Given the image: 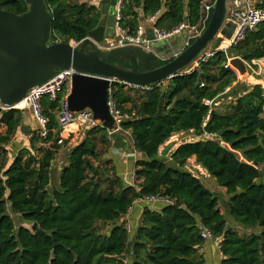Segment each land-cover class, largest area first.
Here are the masks:
<instances>
[{"label":"trees","instance_id":"1","mask_svg":"<svg viewBox=\"0 0 264 264\" xmlns=\"http://www.w3.org/2000/svg\"><path fill=\"white\" fill-rule=\"evenodd\" d=\"M214 1L123 0L119 24L132 34L141 18L157 14L154 27L163 31L184 21L196 26L202 4ZM45 3L52 16L50 44L83 40L97 26L104 7L90 0ZM0 8L17 15L27 10L24 0H0ZM232 57L249 65L264 59V22L226 54L217 52L165 85L136 88L111 83V99L127 116L120 127L129 132L125 136L132 151L141 155L134 163L131 186L123 183L114 167H105L109 161L99 163L110 139L107 130L93 126L69 149L57 186L48 192L55 154L68 140L56 144L60 133L56 110L62 93L55 101L43 96L41 113L48 120L49 134L41 139L53 145L35 148L33 133L11 162L0 164V264H125L127 259L128 264H204L193 259L203 244L199 225L219 240L220 264H264V183L259 176L260 171L264 176V89L241 84L236 73L224 67ZM165 63L156 60L139 71ZM228 97L233 99L230 112L217 113L218 99ZM21 122V110H0L3 153ZM182 133L210 138L180 144L168 160V151L161 155L160 148ZM191 158L226 190L227 198H219L185 169ZM148 197L173 204L163 203L157 211L144 207L131 235L124 217L135 201L150 203L145 201ZM7 207L31 229L15 228ZM225 214L237 226L258 232L238 235L227 227Z\"/></svg>","mask_w":264,"mask_h":264},{"label":"water","instance_id":"2","mask_svg":"<svg viewBox=\"0 0 264 264\" xmlns=\"http://www.w3.org/2000/svg\"><path fill=\"white\" fill-rule=\"evenodd\" d=\"M24 3L27 10L20 15L0 8V104L14 107L25 99L30 89L41 86L58 72L70 69L74 72L67 96L70 112L91 111L95 125L107 130L110 139L117 137L116 124L108 107L111 83L146 88L177 76L214 41L226 13V0H215L208 24L189 46L171 61L139 71V63L158 60L154 53L163 55L181 48L186 34L182 33L168 43H157L152 29L146 30L147 41L154 53L138 46L103 49L101 46L113 36L115 0H102L104 7L99 22L83 40L75 45L71 42L50 44L52 16L45 0H24ZM183 23L187 25L186 21ZM223 32L228 38L229 31L223 28ZM229 65L241 79L247 75V66L241 58L232 57ZM28 130L26 126L20 127L21 132ZM166 152L167 148L160 153ZM259 176H262L261 171Z\"/></svg>","mask_w":264,"mask_h":264},{"label":"built area","instance_id":"3","mask_svg":"<svg viewBox=\"0 0 264 264\" xmlns=\"http://www.w3.org/2000/svg\"><path fill=\"white\" fill-rule=\"evenodd\" d=\"M101 1L102 0H90V2L95 5L101 3ZM263 1L264 0H226L225 19L219 33L217 34V43L210 46L208 49L206 48L205 50H203L189 65L191 70H187V73H190L199 68L200 65L210 60L217 52H223L226 54V52L230 48L236 47L240 42H242L247 33L256 31L259 25L264 22V7L262 6ZM122 2L123 0H115V5L113 7L115 16L113 36L106 43H104L101 48L110 50L117 47L138 46L154 53L150 48L149 42L147 41L146 29L142 24H139L135 32H133L132 34H130L127 29H123L120 26L119 22L122 19L120 14V11L122 9ZM213 5L214 3L209 4L208 2H204L202 4V17L200 19V22L196 26H189L181 23L173 27L169 31H163L154 27L157 14L146 18V22L151 25L154 41L157 43L161 41H165L168 43L171 39H175L178 36H181L182 33L186 34V36L183 38V46L181 48L174 49L170 53H165L163 55L154 53L159 61L169 62L172 59L176 58L184 48L189 46L200 35L202 30L206 27V22L209 19L211 10H213ZM223 28H226V30L229 31L228 38L224 36ZM70 42L74 45L77 44V42L74 41ZM230 59L231 58H227V62L224 65L225 68H232L229 65ZM252 63L254 64L255 60H252L251 64ZM73 73L74 72L70 69L62 70L41 86L33 87L32 89H30L24 99L26 103L25 108H16L15 106L6 107L0 104V110L6 111L11 109H28L41 128L40 137L47 138L49 134V130H47L48 120L41 113L40 100L43 96H47L51 101H55L57 100V95L59 93H62V97L58 101V107L56 110V121L60 130V134L57 137L56 144L62 145L63 141L66 139L61 136V133L66 132L72 125L77 124L79 127H82L85 130L96 126L92 120V113L88 109L76 114H72L69 110L67 96L70 92V80ZM114 83L124 84L122 82ZM205 103L208 105L211 104V102L208 101ZM108 107L109 112L115 121L117 132L129 135L128 131H124L120 127L121 123L127 118V116L122 115L117 109L115 102L111 99L110 89L108 90ZM108 137L110 139L109 133ZM125 156L131 157L134 160L137 158L135 152L126 154ZM134 180L135 170L133 169L130 172L128 179H125L124 183L131 186L134 184ZM145 201H148L150 203L162 202L173 204L171 200L157 197H148L145 199ZM126 227L127 231H129V226ZM198 231L200 238L203 240V243L215 239L211 232L201 225L198 226Z\"/></svg>","mask_w":264,"mask_h":264},{"label":"rangeland","instance_id":"4","mask_svg":"<svg viewBox=\"0 0 264 264\" xmlns=\"http://www.w3.org/2000/svg\"><path fill=\"white\" fill-rule=\"evenodd\" d=\"M76 1L79 2V0H76ZM104 10L106 12L107 8L105 7ZM216 43H217V35H216L214 41H212L209 44L207 49L210 46L215 45ZM106 61L110 62L109 60H106ZM152 62H155V61L141 62V63L138 64V69H140L143 66H147L150 63L152 64ZM245 64L247 66V75H245V77L242 78V79L240 78V76L237 73V71H235L233 68H231L236 73L239 82L241 84L246 85V86H252V85L259 84L264 89V59L255 60V63L254 64L252 63L251 65L247 64L246 62H245ZM125 65L129 66V64H125ZM187 70H191V68L189 66H187L186 68L181 70L179 72V74L180 73H182V74L187 73L188 72ZM163 84L165 85L166 82L163 83ZM232 100L233 99L230 98V97H228L227 99H224V98L218 99V102L214 105L215 106L214 110L217 113L222 114V115L229 113L230 112L229 106L231 105V101ZM21 112H22V122H21L20 127L21 126H26V127L29 128V130H28V132H21V131L18 130L17 134H16L17 135V137H16L17 142L21 141L22 144L25 143V145H27L29 143V141H30L31 136L33 135V133H35V135H36V141L34 143L35 148H39V147L49 148V147H51L53 145V142H51V141L44 142L41 139L42 138V137H40L41 128L39 127L38 123L36 122V120L32 116L31 112L28 109H22ZM77 126L78 125H76L75 127H72V129L74 128V130H76ZM68 130H70V128ZM68 130L66 132H69ZM84 130H85L84 128L79 127L78 131L76 130L75 133H73L71 135L72 139H69L67 141V144L66 145H62V146L65 147V148H69L71 146H75V144H78L81 141L80 138L82 137V134H83ZM4 131H5V128L0 126V134L3 133ZM66 132L63 133V134L65 135ZM209 138H210L209 136H202V137L194 136L192 133L177 134V135L172 136L169 139V141L166 142L160 148V150L162 152V150L165 149L166 146H169V145L172 146V145H177V144H181V143H188V142H193V141L195 142V141H199V140H206V139H209ZM109 147H111V146L108 145L106 148L105 147L104 148L107 149ZM16 149H17L16 146L14 148L8 147V149H7V151L5 153H3L0 150V164L4 165L7 162L8 163L11 162L13 157H14V155H15ZM64 155H65V153H63V150H62L61 153H60L61 160L63 159ZM237 156L240 158V154L239 153L237 154ZM58 157L59 156H57L55 159H57ZM56 164H58V161L57 162L55 161V163L53 161V163H52V167L53 168L50 171V185L47 188L49 193L51 192L52 189H54L57 186V181H58L57 180L58 179L57 175L59 176V173H58V167H57ZM186 164H190V163L187 161ZM101 165H103V164H101ZM191 173L193 175L197 176L198 179H200V181H202L203 184L207 188H209L210 190H215L216 191L217 185L215 184L214 181H212V178L209 177L207 173L206 174L204 173L205 176H201L198 173V171H196V170H192ZM260 181L264 183V176L263 175L261 176V180ZM222 197H223L222 195H219V198H222ZM7 210H8L7 214L12 218V221L14 223L15 228H18L19 226H21V227H24V228H27V229H31V225L23 223V221L20 219V216L17 215V214H14L9 209V207H7ZM219 210H220V212L221 211L223 212L221 204H219ZM225 216H226L227 226L232 227V225L233 226L236 225L229 216H227L226 214H225ZM195 257H196V255L193 256V259H195ZM124 263L128 264V259Z\"/></svg>","mask_w":264,"mask_h":264},{"label":"crops","instance_id":"5","mask_svg":"<svg viewBox=\"0 0 264 264\" xmlns=\"http://www.w3.org/2000/svg\"><path fill=\"white\" fill-rule=\"evenodd\" d=\"M139 24H142L146 30L151 28V25L146 22V18H141ZM76 125L77 124H74L72 127H75ZM72 127H70V130H68L69 132H66L65 135L63 133H61V136L64 139H66V140L72 139L71 135L73 133H75L76 130L78 131V129H79V126L76 127V130H74V128L72 129ZM83 133H84V131H83ZM16 137H17V135L15 136V138L12 140L11 144L8 147L14 148L16 146V148L18 149L20 147L25 146V143L22 144L21 141L17 142ZM82 137H83V134H82ZM82 137L80 138V140L82 139ZM179 145L180 144L172 145V146L171 145L166 146V148L168 149L167 150L168 151V154H167L168 160H170V158H169L170 154ZM110 146L111 147H109L107 154L101 157L99 163L101 164L103 161H105V163H107L109 161V164H105L106 165L105 167L107 169H111L114 167L115 171H116V175L119 178H121L123 180V183H124L125 179H128L131 170L134 168L135 161L137 159H139L141 157V155L135 151H132V144L129 140V137H127V136H125V134L123 135L119 132H117V137L115 139H110ZM8 147H6V148L8 149ZM70 148H72V146L69 148H65L62 146L61 148H59L57 150V153L55 154L54 159L57 156H59L57 159L53 160L54 163H55V161L56 162L58 161V164H56L58 167V173L60 172L62 167L66 164L65 155L67 154V152L69 151ZM62 150H63V153H65V155H64L63 159L61 160L60 153ZM130 152L136 153L137 158L135 160L131 157L125 156L126 154H130ZM159 152H161V150ZM188 162L190 164H186L187 166H185L186 167L185 169L187 171H189L191 173L192 170H196V171H198V173L201 176H205V174H206L205 170H203L199 165H197L195 163L194 158L189 159ZM52 168H51V170H52ZM57 177H58V175H57ZM195 177H197V176H195ZM212 181H214V180L212 179ZM201 183L203 184L202 181H201ZM207 189H209V188H207ZM210 191L213 193H216L218 195H222L223 196L222 198H227L226 190L224 188L217 186L216 191L215 190H210ZM163 205L164 204L162 202L145 203L143 200L135 201L133 203L132 207L130 208V210L128 211L127 215L124 217L125 222L129 225V227L131 229V232H130L131 235L134 234L135 229L139 225L141 213H142V210L144 207H148L152 211H157V210H160L163 207ZM221 213H223V212L221 211ZM227 227H229V226H227ZM230 228L233 230H236L238 235H240V236H242V235L249 236L253 232H258L257 229L256 230L245 229V228L242 229V227L236 226V225L235 226L232 225V227H230ZM130 237H132V236H130ZM218 243H219L218 239L209 240V241L203 243L201 245V248L198 250L197 254H195L196 255L195 259L196 260L202 259L204 261V264H220L221 253L219 251Z\"/></svg>","mask_w":264,"mask_h":264},{"label":"bare ground","instance_id":"6","mask_svg":"<svg viewBox=\"0 0 264 264\" xmlns=\"http://www.w3.org/2000/svg\"><path fill=\"white\" fill-rule=\"evenodd\" d=\"M225 44V43H224ZM25 106H26V103H25V101L23 100V101H21L20 103H18L15 107L16 108H25ZM73 126V125H72ZM71 126V127H72Z\"/></svg>","mask_w":264,"mask_h":264}]
</instances>
